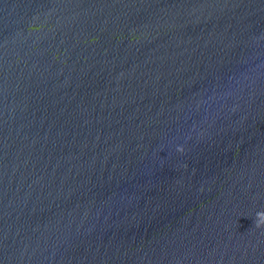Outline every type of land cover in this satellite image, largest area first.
<instances>
[{"label":"water","instance_id":"water-1","mask_svg":"<svg viewBox=\"0 0 264 264\" xmlns=\"http://www.w3.org/2000/svg\"><path fill=\"white\" fill-rule=\"evenodd\" d=\"M264 0H0V264H264Z\"/></svg>","mask_w":264,"mask_h":264},{"label":"clouds","instance_id":"clouds-1","mask_svg":"<svg viewBox=\"0 0 264 264\" xmlns=\"http://www.w3.org/2000/svg\"><path fill=\"white\" fill-rule=\"evenodd\" d=\"M253 223L255 224V227L257 228L264 226V211L256 213V217Z\"/></svg>","mask_w":264,"mask_h":264}]
</instances>
